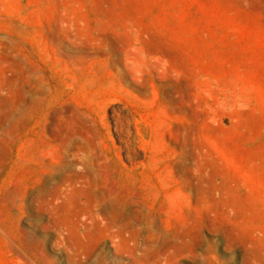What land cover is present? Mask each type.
<instances>
[{
	"label": "rangeland",
	"instance_id": "374dc122",
	"mask_svg": "<svg viewBox=\"0 0 264 264\" xmlns=\"http://www.w3.org/2000/svg\"><path fill=\"white\" fill-rule=\"evenodd\" d=\"M0 264H264V0H0Z\"/></svg>",
	"mask_w": 264,
	"mask_h": 264
},
{
	"label": "bare ground",
	"instance_id": "6f19581e",
	"mask_svg": "<svg viewBox=\"0 0 264 264\" xmlns=\"http://www.w3.org/2000/svg\"><path fill=\"white\" fill-rule=\"evenodd\" d=\"M21 253V252H20ZM23 253V252H22Z\"/></svg>",
	"mask_w": 264,
	"mask_h": 264
}]
</instances>
